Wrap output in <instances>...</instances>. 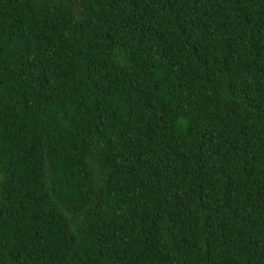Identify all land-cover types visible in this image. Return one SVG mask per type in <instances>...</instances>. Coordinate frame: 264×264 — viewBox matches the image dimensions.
Wrapping results in <instances>:
<instances>
[{
    "label": "trees",
    "instance_id": "1",
    "mask_svg": "<svg viewBox=\"0 0 264 264\" xmlns=\"http://www.w3.org/2000/svg\"><path fill=\"white\" fill-rule=\"evenodd\" d=\"M0 264H264V0H0Z\"/></svg>",
    "mask_w": 264,
    "mask_h": 264
}]
</instances>
